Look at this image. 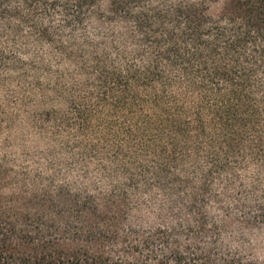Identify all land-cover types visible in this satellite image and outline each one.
Returning <instances> with one entry per match:
<instances>
[{"label":"trees","instance_id":"1","mask_svg":"<svg viewBox=\"0 0 264 264\" xmlns=\"http://www.w3.org/2000/svg\"><path fill=\"white\" fill-rule=\"evenodd\" d=\"M0 71L80 150L1 164L0 264H260L264 0H0Z\"/></svg>","mask_w":264,"mask_h":264},{"label":"rangeland","instance_id":"2","mask_svg":"<svg viewBox=\"0 0 264 264\" xmlns=\"http://www.w3.org/2000/svg\"><path fill=\"white\" fill-rule=\"evenodd\" d=\"M220 6V3L214 5L213 12H217ZM55 99L48 92L34 94L32 89L23 88L14 75L0 71V176L6 172L1 167L2 163L6 167L28 166L35 169L41 168L48 156L60 159L61 154L69 156L73 155V151L79 154L76 138L68 133H50L54 125L51 121L56 115L54 112L70 109L68 101ZM60 142L67 146L63 151L56 148ZM55 152L60 156L52 154ZM249 253L264 264V228L252 236Z\"/></svg>","mask_w":264,"mask_h":264}]
</instances>
